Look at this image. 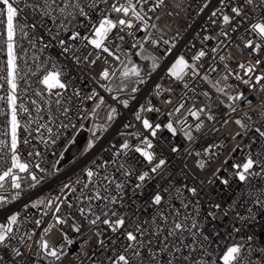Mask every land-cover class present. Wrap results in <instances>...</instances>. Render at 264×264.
<instances>
[{"label":"built area","instance_id":"2783aa9c","mask_svg":"<svg viewBox=\"0 0 264 264\" xmlns=\"http://www.w3.org/2000/svg\"><path fill=\"white\" fill-rule=\"evenodd\" d=\"M113 2L115 0H108L107 4L104 3V0H96L98 8L91 13V22L97 23L103 14L118 18L119 14L109 11V5ZM206 2L209 3L208 8L201 11ZM41 4L42 0H16V6L20 9L18 20L29 26L25 28L27 36H24L19 30L16 36V52L19 56L17 64L20 72V77L17 79L19 85L17 103L18 105L22 103L28 108L33 117L37 114L32 102L36 101L40 104L44 116L40 123H47L53 131L49 134L41 129L45 141L42 142L40 134L35 131L36 124L29 126L30 132L23 130V125L27 123L29 114H19L18 118L22 127L18 132L21 137L18 151L21 159L31 165L29 173L34 174L38 182L31 180L29 173H18L21 176L20 189L11 187L10 178L4 182L3 188H0V196L5 197V202H0V224L6 223L7 217L13 214L18 215V223L13 225L15 239L9 241L7 251L0 249V254L5 255L6 264H48V260L42 256L38 258L34 255L38 247L36 241L42 235L52 245L63 243L65 232L69 234L70 238H76L79 235L69 230L72 219H69L68 223L64 225H56L52 212L47 207V202L55 200L56 196L69 199L73 205L71 208L61 205V212L58 215L65 218L70 214L72 218L83 224L82 231L85 234L80 236V239L72 246L69 247L65 244L64 250L67 255L57 264H109L106 257L113 254L112 248L122 247L126 241L121 237L117 240L116 245L111 244L110 241L116 238V234L111 233L103 224H98L92 232H89V228L92 226L87 225V222L79 214V208L86 207L88 202L83 198L77 200V197L80 195L82 183L86 182L85 170L88 168H93L100 174L99 177L94 178L96 182L100 177L109 174L124 179L122 172L117 171L120 163L131 164L134 161L133 166L140 171L148 169L149 166L139 158L138 154L115 155L125 140L132 144L139 143L130 135L131 133L146 134L135 115L140 111L141 106L160 109L159 112H143L142 116L153 123H167L172 120L174 127L177 128V134L172 135L164 130L158 133L157 138L153 139L157 157L167 161L166 169L163 170L162 175L148 181L145 187L136 190L135 194H133V186L137 181L133 177L125 188L122 205L112 206L117 209L118 215L126 217V227L132 230L136 223L155 214V207H148V201L151 194L158 190L157 185L169 189L168 193H164L165 206L172 203L174 207L180 208V200L175 199L177 194L173 191L174 188H180L183 191L185 202H191L187 210L180 209L181 214L188 211L196 216L203 235L209 237L208 241L202 242L205 244V250L213 259H216L227 245L237 243L244 246L243 253L246 257H251L253 264H259L257 258L264 256V252L260 251L264 249V207L256 204L255 198L264 199V193L261 191L264 189V179L258 176L251 177L248 182L241 183L234 176L231 165L242 163L248 154L257 158L255 154L264 151L261 148L264 141L254 131L257 127L264 130V89L260 85L252 89L250 85H245L241 80L235 78L236 74H240L244 79H249L248 76H244V69L239 68V65L255 63V56L244 47V41L245 38L256 39L254 34L250 33L249 28L252 23L264 22V4H261L260 0H253L252 5L244 3V0H234L231 6L242 7V15L235 17L231 25H223L219 17L210 19L211 12L221 7L218 0H210V2L209 0H165V4L161 8L148 11L147 14L151 17L149 31L152 34V39L157 43L155 45L145 43L143 50L152 57H156L159 66L155 70L151 69L150 72L141 74V78L145 81L142 84L136 83V78H133V86L137 88L135 93L131 92L130 87L120 91L115 84L111 85L112 92H106L100 88L96 82L100 70L103 67H108L111 71L119 69L122 65L111 57H108V62L105 63L104 56L106 54H101V59L96 64H91L90 61L96 59L97 52L91 46L86 47L85 42L81 40L68 41L66 46H70L69 51L65 52L64 46H61L58 41L65 39L68 33L59 28V21L53 23L51 19L45 17L43 18L44 23L41 24L39 12L27 7V5L40 6ZM144 7L147 10L149 5ZM224 11L225 14L233 15L227 8ZM213 20H216V23H213ZM32 24H35L36 27L32 28ZM152 24H155L156 27L152 28ZM69 26L74 31L78 30L81 35L90 34L89 20L82 17H78ZM233 27L236 28V31H232ZM57 31H59V36H57ZM221 31L227 32L228 35L221 36ZM123 34L121 33V35ZM145 35L144 32L135 31L131 36L125 35L123 41L118 38L112 40L108 46L115 51L119 45L117 55H120L121 60H124L126 59L124 53L132 55L139 47L131 48V45L135 43L136 39H143ZM205 36H209L211 39L204 40ZM164 41H168V43L165 44ZM213 48H216L217 51L212 52ZM166 50H168L167 54ZM200 50H205L208 55L203 61L197 62L199 75L193 76L191 70H186L187 75L184 79L177 81L168 74V68L178 56L184 55L185 59L192 62L193 53H198ZM85 56H88L87 60L84 59ZM220 56H224L225 59L221 61ZM260 56L264 59V52H261ZM5 60L6 55L0 53V66H3ZM225 64L228 66L227 69ZM53 66L61 72L63 80L68 84L67 91L60 97L62 106H59V112L57 111L58 106L55 104V96H49L46 92L43 93V98L36 95L43 89V85L39 83L40 79ZM260 68L261 71L249 74L253 78L251 83H254L255 75L264 74V65H261ZM229 69L232 70V75H229L228 79H224L228 75ZM204 76H207L208 79H203ZM0 83L3 82L0 81ZM101 83L108 82L101 81ZM119 83L120 81L116 84ZM213 84L223 88L228 95L244 93L245 100L237 101L234 105L236 111L232 112L226 107L231 103L227 95L217 92L212 87ZM157 85L160 87L157 88ZM228 85L232 87L229 88ZM93 91L104 97V103L96 109L95 114H90L98 99L87 100L85 97L91 95ZM76 92H79L80 95H75ZM205 92L208 93V96L204 95ZM6 93L7 85L5 84L0 89V95H6ZM168 99L171 100V103L166 102ZM45 100L53 102L51 105H46ZM122 100L128 101L127 108L120 103ZM247 100H251V104H248ZM220 101H224V104L221 105ZM180 103L184 104V108L177 113L174 109ZM193 105L197 108L205 106L215 119L205 120L204 127L200 131L193 129L195 139L189 141L183 133L189 130V125L195 123L191 117H187V109ZM63 107L69 109L67 119L60 114ZM113 107L117 109L116 116L109 122L106 119L107 113ZM0 108L7 112L6 101H0ZM49 111L53 115L51 121L47 119ZM170 113L171 115H169ZM184 117H187V123H178ZM6 119V116H0V130L5 133L8 130ZM225 120L228 121L227 124L224 123ZM236 120H240L245 127L236 124ZM62 124H67L68 127H60ZM98 125H105L106 130L97 128ZM125 125H130V127H125ZM93 130H95V135H93ZM82 136L83 141L79 149L74 155H71L72 148ZM25 138L29 143L22 142ZM0 139L8 142L10 136L0 135ZM53 140L55 143L52 142ZM89 141L93 143L91 148H88ZM173 147L180 150L173 152ZM205 148L209 149L207 155L204 152ZM37 152L40 155H35ZM197 152L200 153V156L196 155ZM29 153L33 155H29ZM2 155L4 159L0 161V170L10 164V153L5 150ZM197 160L205 162L203 169L196 166ZM105 162L107 163L105 164ZM261 163H264V159L261 160ZM37 164L44 171L37 169L35 167ZM98 165L105 166L98 167ZM253 170L258 171L259 169L254 168ZM223 179L229 181L228 185L221 183ZM65 184L72 185L76 189L75 193L64 189ZM185 185L189 188H197V195L192 196ZM84 191L88 192L87 189ZM17 192L19 196L13 200V196ZM249 192H251V196L248 195ZM115 194L113 191V195ZM41 199L44 200V204L37 207L31 206ZM92 203L94 207L103 204L101 201ZM217 204L220 205L219 209L215 207ZM138 209L139 211H137ZM95 210L99 214L100 208ZM209 213L212 214L209 215ZM37 220L41 221L39 225L35 223ZM49 225L55 226L45 235L44 229ZM97 230L101 232L99 237L94 236V232ZM21 236L25 238L24 244L19 243ZM248 237L252 239L249 241ZM99 240H104L107 247H101L98 243ZM185 242L191 243V238L188 237ZM13 246L21 250L22 257H14V253L11 252ZM200 255V251H197V258ZM203 258L208 260L207 256Z\"/></svg>","mask_w":264,"mask_h":264},{"label":"snow or ice","instance_id":"6c2138e0","mask_svg":"<svg viewBox=\"0 0 264 264\" xmlns=\"http://www.w3.org/2000/svg\"><path fill=\"white\" fill-rule=\"evenodd\" d=\"M210 2V0H209ZM234 0H218V3L221 7L216 8V10L211 12V18L219 17L223 25H231L235 17H240L242 15V7L240 6H231ZM104 3H108V0H104ZM154 3V6H152ZM244 3L248 5L253 4V0H244ZM261 4H264V0H260ZM165 4V0H115V2L109 5V11L111 13L119 14L118 18L110 17L107 14H103L97 23L91 22V13L93 10L98 8L96 0H42L40 6L37 5H27L31 7L34 11H38L41 17L40 23H44L45 17L51 19L53 23L59 21V28L67 32L68 35L65 39H60L58 42L63 47L65 52L69 51L70 46H66L68 41H77L81 40L85 42V46H91L96 50L97 55L96 59L90 61L91 64H96L98 60L101 59V54H106L104 56V62H108V57H111L118 61L122 67L120 69L109 70L108 67H103L98 73V79L96 80L100 88L104 89L106 92H112L113 87L111 85L115 84L116 88L120 91H123L125 88H131V92L135 93L137 88L133 86V78H136V83H144L145 81L141 78V69L132 62L131 56L128 53H124L126 59L121 60L120 55H117L119 51V45H117L116 50L113 51L108 44L112 40L118 38L120 41L125 39V35L131 36L135 31H140L146 33L143 39H136L135 43L131 45V48L139 47L140 52H136L135 55L141 56L142 59H151L152 60V69L155 70L159 64L156 57L142 55L144 44L151 43L155 45L156 40L152 39V34L149 31V20L151 17L148 16V11H155L156 9L161 8ZM145 5H149V8L146 10ZM209 3L206 2L201 11H204L205 8H208ZM228 9L231 14H225V9ZM20 9L16 6V0H0V53L6 55V60L4 61L3 66H0V89L7 85L6 95H0V101H6L7 112L3 108H0V116H6V124L8 127L7 133L0 130V135L10 136V141L6 142L3 139H0V161L4 159L2 155L5 150L10 153V164L8 167L0 170V188H3L4 182L10 178L11 187L13 189H20L21 176L18 173H29L31 165L22 160L18 151L19 144L21 143V137L18 132L21 129V121L18 118L20 113H28L29 119L27 123L23 125V130L25 132H30L29 126L31 124H36L37 127L35 131L40 134L42 142L43 133L41 129H44L49 134L52 133V128L48 127L47 123H40L44 119L42 115V106L36 101H33L35 105L36 116L33 117L29 113V109L26 108L22 103L18 105V96L17 92L19 85L17 83L18 77H20V72L18 70L17 60L19 56L16 52L17 43L16 36L17 31L19 30L24 36H27L28 33L25 31L28 25L21 23L18 20ZM78 17L89 20V29L90 34L81 35L78 30H72L69 26L73 24ZM159 19V17H157ZM67 21V23H65ZM216 23V20L212 21ZM32 28H35L36 25L32 24ZM152 28H155L156 25L152 24ZM127 29V32H125ZM51 31V29H49ZM232 31H236V28L233 27ZM249 31L251 34H254L255 40L245 38L244 47L249 49L251 54L255 56L254 64H240L239 68L244 69V76H248L249 79H244L240 74H236L235 78L241 80L243 84L250 85L252 89H255L257 85H260L264 89V74L255 75L254 83H251L253 79L249 74H254L261 71L260 66L264 65V59L261 58L260 53L264 52V22L257 21L250 25ZM115 33V35H113ZM121 33H124L121 35ZM221 36H227L228 33L221 31ZM57 36H59V31H57ZM211 37L205 36L204 40H209ZM259 41V42H257ZM165 44L168 41H164ZM217 49L213 48L212 52H216ZM168 50H166L167 54ZM91 55V53H89ZM208 53L205 50H200L198 53H193L191 61L185 59L184 55L178 56L171 66L168 68V74L171 77H174L177 81L183 80L185 75H187L186 70H191L193 76L199 75L198 72V61H203L207 57ZM78 59V58H77ZM85 60L88 59V56H85ZM219 59L223 61L224 56H220ZM227 64L225 68L227 69ZM215 71V69H213ZM232 75V70H228V75L224 79H228V76ZM203 79L207 80L208 77L204 76ZM119 80L120 83L116 84V81ZM101 81H107L108 83H101ZM127 81L128 83H124ZM39 83L43 85V89L36 93V95L43 98V93H47L49 96H55V104L58 106L57 111H60L62 106V101L60 97L68 89V84L63 80L61 72L53 66V68L47 71ZM187 86V85H185ZM160 86L157 85V88ZM212 87L216 89L219 93H224L227 95V98L231 103L227 104L226 107L232 112L236 111L235 103L237 101L245 100L244 93H238L236 95H228L225 93V90L219 87L216 84H213ZM231 88V85H228ZM171 91V90H169ZM159 94V93H158ZM75 95L79 96L80 93L76 92ZM205 96H208V93H204ZM94 98L98 99L95 107L91 110L90 114H95L96 109L104 103V97L100 96L99 93L93 91L91 95L85 97L87 100H93ZM116 99V97H113ZM52 100H45L46 105H51ZM167 103H171V100H166ZM248 104H251V100L246 101ZM120 103L123 104L125 108L128 107V101L122 100ZM220 104L223 105L224 101H220ZM184 108V104L180 103L178 107H175V112H180ZM69 109L63 107V111L60 113L64 115L67 119V113ZM160 109L154 108L152 106H141L140 111L136 115V119L141 122L144 133L140 132L131 133L135 139L139 141L137 144L129 143L125 140L120 145V150L115 153V155H125L128 156L129 153L138 154L139 158L142 159L149 167L147 170L140 171L138 168L128 162L120 163L117 171L122 172L124 179H119L115 175L109 174L104 175L99 178L98 182L94 178L99 177L100 174L94 171L93 168H88L85 170L86 182L82 183L81 191L77 200L83 198L87 201L86 207L79 208V214L84 221L87 222V225L92 226L89 228V232H92L93 228L98 224L106 225L111 233L116 234V238L110 241L111 244L116 245L117 240L121 237L126 243L122 247H113L112 255L106 257L109 264H253L251 257H246L243 253V245L232 243L223 248L216 259H213L211 255L205 250V244L209 240V237L203 235L199 223L196 219V216L188 211H185L183 215L181 214V208L187 210L189 208V202H185L183 199V191L180 188H174L173 191L177 194L175 199L180 200V208L174 207L172 203H168L165 206V195L168 193L169 189L167 187L161 188L157 185L156 191L151 194V198L148 201V207H155V214H151L149 218L141 220L135 224V228L129 230L126 227L127 219L124 215H118L117 209L112 207L113 205L121 204L122 198L125 194V188L132 178H135L136 183L133 186V194L136 193V190L143 189L145 184L155 179L156 176L162 175L163 170L166 169L167 161L164 158H158L154 150L155 146L153 144V139L158 137V133L166 130L172 135L177 134V128L174 127V122L169 120L167 123L157 122L153 123L148 118L142 116L143 112H159ZM117 109L110 108L107 113V121H112L115 119ZM171 115V113L169 114ZM187 117H191L195 122L192 125H189V130L183 133L184 137L193 141L195 137L193 136V129L195 131H200L205 124V120L212 121L215 119L214 115L206 109L205 106L196 107L193 105L191 108L187 109ZM187 117L182 118L178 123L185 124L187 123ZM203 117V118H202ZM86 118V117H82ZM47 119L52 120V112L49 111L47 114ZM225 124L228 123L227 120L224 121ZM236 124L241 127H245L240 120L235 121ZM60 127L67 128V124H62ZM75 127V125H72ZM83 127V125H81ZM97 128L101 130H106L105 125H98ZM125 127H130V125H125ZM255 133L258 134L259 138L264 141V130L257 127L254 129ZM93 135H95V130H93ZM239 135V133H237ZM51 139V136H49ZM23 143H29L28 139H23ZM55 143V141H52ZM93 146L92 141H89L88 148ZM214 147V146H210ZM261 148L264 149V143L261 144ZM180 149L173 147L172 151L177 152ZM186 150V149H185ZM236 151V149H233ZM205 154L209 153V149L205 148ZM29 155H33L29 153ZM35 155H40L39 152ZM197 156H200V153H196ZM257 158H253L252 154L246 155L242 163L232 164L231 167L234 170V176L238 179L239 182L245 183L248 182L251 177H260L264 179V163H261V160L264 159V151L257 152ZM62 156V154H61ZM131 159V158H129ZM107 162H105L106 164ZM105 165H98V167H104ZM196 166L200 169L205 167V162L203 160H197ZM40 171L44 169L40 168V165H35ZM257 168L258 171L253 169ZM219 171V169H217ZM31 180L37 181V177L34 174L29 173ZM215 175V173H214ZM38 182V181H37ZM211 182V181H210ZM78 183H80L78 181ZM221 183L228 185L229 181L227 179L221 180ZM91 185V187H90ZM34 186V185H33ZM187 191L192 194V196L197 195V188L187 187ZM64 189L75 193L76 189L70 185L65 184ZM87 189L88 192L84 190ZM110 189H112L110 191ZM113 191L116 193L113 195ZM264 193V189L261 190ZM90 193V194H89ZM251 196V192L248 193ZM19 196L17 192L13 196L15 200ZM171 198V197H169ZM93 201H101L102 205H96L94 207ZM0 202H5V197L0 196ZM255 203L264 207V199L259 197L255 198ZM44 204V200H38L33 203L32 207H37L38 205ZM61 205H65L67 208L73 207L69 199H62L60 196H56L55 200H49L47 202V207L52 212V217L55 220L56 225H64L68 223L69 219H72V223L69 224V230L79 234L76 238H70L67 232L63 235V243L59 245H52L47 239L42 235L37 241V251L34 253L36 257H43L48 260V264H57L60 262L64 256L67 255V252L64 250L65 244L69 247L72 246L77 240L80 239V236L85 234L82 231L83 224L79 221H76L69 214L67 217L62 218L58 215L61 212ZM27 207V205H26ZM217 209L220 208V205H215ZM96 208H100L99 214H97ZM146 210V209H145ZM139 211V209L137 210ZM249 211H251L249 209ZM212 213H209L211 215ZM171 217V219H170ZM130 219V218H129ZM18 223V215L13 214L7 217V223L0 224V249L7 251L9 249V241L15 239L13 234V225ZM37 225L41 221L37 220L35 222ZM55 225H49L48 228L44 229V234H48ZM101 235L100 231H95L94 236L99 237ZM190 237L191 243H186V239ZM30 239V237H29ZM252 238L248 237L250 241ZM20 244L25 243V238L23 236L19 239ZM101 247H107L104 240L98 241ZM200 251L201 255L197 258L196 253ZM264 252V249L260 250ZM11 252L14 253V257H22L23 253L17 247H12ZM254 252V250H253ZM207 256L208 260L206 261L203 257ZM259 264H264V256L258 257ZM0 264H6V258L4 254H0Z\"/></svg>","mask_w":264,"mask_h":264},{"label":"rangeland","instance_id":"374dc122","mask_svg":"<svg viewBox=\"0 0 264 264\" xmlns=\"http://www.w3.org/2000/svg\"><path fill=\"white\" fill-rule=\"evenodd\" d=\"M140 51H141V49L137 48V49L133 52V54L130 55V56H131V59H132V62H133L134 64L137 65V63L140 64L141 61H144V62H146V65L149 66L150 71H151V69H152V60H151V59H142L141 56H137V55H135L136 52H140ZM142 55L151 56V55H150L147 51H145V50H143ZM121 67H122V66H120V68H121ZM120 68H119V69H120ZM117 82H119V80H117L116 83H117ZM6 223H7V222H6Z\"/></svg>","mask_w":264,"mask_h":264},{"label":"trees","instance_id":"16d2710c","mask_svg":"<svg viewBox=\"0 0 264 264\" xmlns=\"http://www.w3.org/2000/svg\"><path fill=\"white\" fill-rule=\"evenodd\" d=\"M137 66L141 69V74H146L150 72V68L148 65H146V62L141 61L140 64L137 63Z\"/></svg>","mask_w":264,"mask_h":264},{"label":"water","instance_id":"95a60500","mask_svg":"<svg viewBox=\"0 0 264 264\" xmlns=\"http://www.w3.org/2000/svg\"><path fill=\"white\" fill-rule=\"evenodd\" d=\"M82 141H83V136L80 138L78 143L72 148L71 155H74L77 152V150L79 149L80 144H81Z\"/></svg>","mask_w":264,"mask_h":264},{"label":"bare ground","instance_id":"6f19581e","mask_svg":"<svg viewBox=\"0 0 264 264\" xmlns=\"http://www.w3.org/2000/svg\"><path fill=\"white\" fill-rule=\"evenodd\" d=\"M133 54V53H132Z\"/></svg>","mask_w":264,"mask_h":264}]
</instances>
